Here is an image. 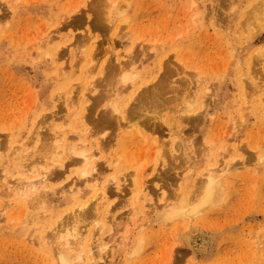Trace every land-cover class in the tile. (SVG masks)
Here are the masks:
<instances>
[{
    "label": "rangeland",
    "instance_id": "rangeland-1",
    "mask_svg": "<svg viewBox=\"0 0 264 264\" xmlns=\"http://www.w3.org/2000/svg\"><path fill=\"white\" fill-rule=\"evenodd\" d=\"M106 1L0 0V264H58L55 238L75 224L88 232L74 264H264V0H108L112 22ZM127 63L136 79L108 123L107 79ZM157 84L152 108L139 98ZM182 94L198 98L185 112ZM228 162L223 200L193 221L220 233L215 252L193 262L162 204Z\"/></svg>",
    "mask_w": 264,
    "mask_h": 264
},
{
    "label": "bare ground",
    "instance_id": "bare-ground-1",
    "mask_svg": "<svg viewBox=\"0 0 264 264\" xmlns=\"http://www.w3.org/2000/svg\"><path fill=\"white\" fill-rule=\"evenodd\" d=\"M97 1V0H96ZM105 8H106V10H105ZM103 10H105V12H102V16L104 17L105 16V19H106V21H108V22H112L113 20H114V18L116 17V16H118L119 15V12H118V9L115 7V4H111L110 3V1H106V3H105V6H104V9ZM253 12V11H252ZM97 17V16H96ZM250 19V18H249ZM259 19V18H258ZM103 20V19H102ZM249 39V38H248ZM51 41H52V39H51ZM148 49L150 50V49H153V48H151V47H148ZM154 50V49H153ZM142 65H144V63L142 62V63H140V65L139 66H142ZM129 66H131L130 68H129V70H127L128 69V67ZM102 69H103V66L101 67ZM106 70H108L109 69V67H108V69L107 68H105ZM119 70H117V73L116 74H114V75H112V77L111 78H109V79H107L108 80V82H109V85L110 86H112V91H111V93H109L107 96H105V97H103L102 98V100L101 101H103L104 102V108H105V113H104V115L106 116V118L108 119H106V121L109 123L110 121H112V119H113V115L114 114H117V113H120L121 112V106H120V99H121V96H122V94L124 93V92H126L125 90L127 89V88H129V83L130 82H132V81H134V79H136V63H130V64H125V65H123V66H121V67H119L118 68ZM113 70V69H112ZM115 70V69H114ZM102 71V70H101ZM100 72V71H99ZM108 72V71H107ZM109 73V72H108ZM100 74V77L102 76L101 75V72L99 73ZM102 74H104V70H103V72H102ZM111 74V73H110ZM109 74V75H110ZM104 75H108L107 73L106 74H104ZM111 76V75H110ZM104 77V76H103ZM107 78V77H106ZM166 82H168V81H166ZM106 83V82H105ZM93 84H94V82H93ZM107 85V84H106ZM165 85H166V83H165ZM103 86H104V83H103ZM108 86V85H107ZM109 86V87H110ZM166 86H168V83H167V85ZM101 87V86H100ZM109 87H105V88H109ZM93 88V87H92ZM105 88L103 87V89H104V91H106L105 90ZM93 89H95V88H93ZM93 89H92V91H93ZM100 89V88H99ZM165 89V86H163V85H161V84H157V85H155V86H153V87H151V88H149V89H147L146 90V92L145 93H143L142 95H141V97L139 98V100L141 101L143 98H145L147 95L148 96H150V97H152V101H151V104H149V105H151V107L152 108H155V106H156V103H157V98L158 97H160L162 94H163V90ZM108 91H110V90H108ZM89 93H91L90 91H89ZM181 92H179V94H180ZM244 93H246V92H244ZM183 95V94H182ZM181 95V96H182ZM246 97H247V99H248V95H245ZM187 98V97H186ZM189 98V97H188ZM245 97H243V99H244ZM87 99V98H86ZM86 99L84 100V101H86ZM136 99V98H135ZM179 100H180V98H178ZM183 99V100H182ZM182 103L180 104V105H183L182 106V109L184 110V112L185 111H187V110H190L192 107L191 106H193L195 103L194 102H196L197 100H198V98L196 97V98H194V99H192V98H189V99H191V100H186L185 98H184V95H183V97H182ZM204 99V98H203ZM242 99V100H243ZM245 100H246V98H245ZM89 101V100H88ZM245 102H247V100L245 101ZM140 103V102H139ZM150 103V102H149ZM204 103H202V102H200V105H203ZM138 106H140V104H138ZM141 107V106H140ZM139 107V108H140ZM205 107H206V105H205ZM107 108V109H106ZM126 108V107H125ZM127 108H129V106L127 107ZM126 108V109H127ZM139 108H137V109H139ZM142 108V107H141ZM129 109H127L126 110V113H128L129 114V116H131L130 114L132 113V112H130V110L128 111ZM144 110V109H143ZM128 111V112H127ZM142 111V110H141ZM123 112H125V111H123ZM130 112V113H129ZM147 112V111H146ZM128 114H127V116H128ZM135 115V112H134V114H133V116ZM138 115H140V114H138ZM135 116L134 118H135V120L136 119H138L137 117H139V119H140V117L141 116ZM144 115V114H143ZM128 116V117H129ZM133 116H131V118L133 117ZM147 116V115H146ZM145 116V117H146ZM120 117V116H119ZM173 116H171L170 118H172ZM131 118H129L130 119V121H131ZM148 118V117H147ZM169 117H168V119H170ZM133 119V118H132ZM167 119V120H168ZM134 120V119H133ZM138 122H139V120H137ZM129 122V121H128ZM126 123V125L124 126L125 127V129L130 125V123ZM172 122H173V120H172ZM156 123V122H155ZM160 123V122H159ZM112 124V123H111ZM142 126H143V124H142ZM145 126V125H144ZM159 126V125H158ZM124 127H122V128H124ZM164 142V141H163ZM178 142V141H177ZM166 143V142H165ZM84 144V143H83ZM102 144V143H101ZM101 144H100V146H101ZM176 145H177V143H176ZM102 146H104V145H102ZM180 146H182V145H180ZM167 147V146H166ZM173 147H177V146H173ZM177 148H179V149H176L177 150V152H178V150H179V152H180V155H182L181 157H179V156H176L177 158H181V159H184L185 158V155L186 154H184V156H183V154H182V152L183 153H185V151H183V150H180V148L181 147H177ZM203 150V149H202ZM182 151V152H181ZM103 152V151H102ZM201 151H199V153H200ZM42 153H43V156H45V157H48L49 158V155L51 154V153H49L48 152V150L47 149H45V150H43L42 151ZM202 153V155H203V151L201 152ZM226 153V152H225ZM73 154H75L74 152H73ZM177 154H179V153H177ZM204 154H205V151H204ZM206 154H208V153H206ZM227 154V153H226ZM208 155H210V154H208ZM253 155H254V153H253ZM252 155V156H253ZM221 156V155H220ZM97 157V156H96ZM187 157V156H186ZM176 158V159H177ZM188 158V157H187ZM187 158L185 159V163L188 161L187 160ZM179 159H178V161H179ZM219 159V158H218ZM91 160L92 159H90V158H88V157H85V156H83V158H82V160H81V163H84V164H86V165H90L91 164ZM187 160V161H186ZM216 160H217V157H216ZM259 160H260V163L264 160V157H260L259 156ZM182 161H184V160H182ZM220 161V160H219ZM181 162V161H180ZM188 162H190V161H188ZM221 162V161H220ZM219 162V164H218V166H221V163ZM95 163V165H96V161L94 162ZM103 163V162H102ZM185 163L183 162V164H184V166H182V167H186L185 166ZM216 163H217V161H216ZM230 165H225V167H223V168H217L218 170H217V172L215 171V170H211V169H213V168H209L211 171H208V172H205V175H203V174H201V175H203V180L201 181V179L199 180V178H198V180H196V182H197V186L196 185H194V186H196V189L194 190V191H192L191 190V192H192V194H183L181 197H180V199L179 200H177L176 202H172L171 204H169L168 202V204H162V207H164L165 205H167L165 208L166 209H168V218L170 219V220H175L177 223H179L178 225L177 224H175V225H177V227H176V230H175V236L173 237V238H175L176 240H177V242H178V247H183L185 250H186V252L189 254H191V259H192V261L193 262H197L198 261V257H201V258H204V257H206V258H209V257H211L212 255H213V253L215 252L214 250H215V244H216V241H217V239H218V236L220 235V233L219 232H217V231H209V230H207L204 226H203V224L201 225V223L198 221V222H193L194 221V218L196 217V216H198L199 214H201L202 212H204L205 210H207V209H209V208H212L214 205H218V203L219 202H221L222 200H223V198H224V196H225V193H224V190H223V188H222V184H221V179H223V177L226 175V174H229L230 172H231V169L233 170V168L231 167V163H233V162H228ZM241 163H244V162H240V164ZM93 164V163H92ZM99 164V163H98ZM181 165H182V163H180ZM186 164H188V163H186ZM227 164V163H226ZM245 164V163H244ZM243 164V165H244ZM246 164H248V163H246ZM245 164V165H246ZM94 166V165H93ZM179 166V165H178ZM240 166H242V164L240 165ZM103 167V166H102ZM216 167H217V164H216ZM215 167V168H216ZM236 167H238L237 165H236ZM234 168V170L236 169L237 170V168ZM177 168V167H176ZM181 168V167H180ZM239 168V167H238ZM242 168V167H241ZM93 169H94V171L96 172V170L95 169H99V170H101V167L100 168H95V167H93ZM97 174V173H96ZM102 174V173H101ZM97 175H99V172H98V174ZM96 175V176H97ZM132 176V175H131ZM91 177V178H90ZM48 178H49V176L47 175V172H45L44 174H43V176H41L40 178H38V179H36V180H33V181H29V182H22L21 181V179H19V180H17V183H16V186L17 187H19V188H17V190L19 191V190H21L22 188H24V189H26L27 190V188H28V186H30V187H33L34 189L35 188H37L38 186H40V185H42V184H44L47 180H48ZM83 178L85 179V181H87V182H89V181H93V182H96L97 180H99L98 179V177H96L97 178V180L95 179V178H92V176H91V174L87 171V170H85V172L83 173ZM100 178V177H99ZM26 181H28V180H26ZM201 181V182H200ZM143 182V181H142ZM194 182V181H193ZM200 182V183H199ZM133 183V184H132ZM131 184L132 185H136L134 182H132ZM141 183V182H140ZM191 183V182H190ZM142 184V183H141ZM140 184V185H141ZM186 184V183H185ZM184 184V185H185ZM193 184V183H192ZM138 185V184H137ZM183 185V184H182ZM188 185V184H187ZM107 186V185H106ZM92 187L94 188V190H95V192L97 193V198H99L100 199V196H102L103 198L106 196V193L105 192H103V193H101L100 191H99V189H97V187H96V185H92ZM103 187H105V186H103ZM135 187V186H134ZM141 189H142V186L140 187ZM146 188V187H145ZM192 188V187H191ZM105 190H103V191H106V187L104 188ZM144 189V188H143ZM193 189V188H192ZM134 190V189H133ZM187 190V189H186ZM226 191V190H225ZM139 192H141L142 193V190L141 191H139ZM138 192V193H139ZM179 193H180V191H179ZM147 194V193H146ZM97 198H95V200L97 199ZM137 198H140V197H137ZM106 199V198H105ZM97 201V200H96ZM99 201V200H98ZM151 202V201H150ZM164 202V201H163ZM157 203V202H156ZM155 203V205L156 206H158L157 204ZM153 204V203H152ZM98 205V204H97ZM138 205V204H137ZM151 205V204H150ZM154 205V204H153ZM148 207H150V209L152 208V205L151 206H147V208ZM159 207V206H158ZM157 207V208H158ZM134 209H135V207H133ZM159 208H161V206L159 207ZM133 209V210H134ZM153 210H155L156 208H152ZM151 209V210H152ZM132 210V209H131ZM150 210V211H151ZM152 210V211H153ZM88 211H89V209H88ZM88 211L86 212V209L85 210H83L82 211V213L86 216L87 214H85V212L86 213H88ZM151 211V212H152ZM110 213H111V211H109ZM109 212H106V214L107 213H109ZM143 212V211H142ZM148 212L149 211H146V212H144L145 214H147L148 215ZM93 213V210L91 209V213L89 212V214H92ZM143 213V214H144ZM108 216H109V214H107ZM95 216V215H94ZM144 216V215H143ZM111 217V216H110ZM92 218H94V217H92ZM106 218V220H107V217H105ZM111 219V218H110ZM113 219V218H112ZM109 220L110 222H113L112 224H114V221L113 220ZM103 220V219H102ZM116 220V219H115ZM123 220V219H122ZM104 222H106L105 220H103ZM108 221V222H109ZM193 222V223H192ZM192 223V224H191ZM92 224H93V226L98 230V231H100L101 232V230L103 229V227H104V224H103V222L102 223H100L97 219H96V217L93 219V221H92ZM91 225V224H90ZM78 224H75L74 226H73V228H72V230H68L67 231V233L65 234V235H63V232H62V234H60L59 235V237H56L55 238V250H56V256H57V263L58 264H74L75 262H80L81 263V261H82V259H83V256L82 255H77V254H74L73 256H71V253H70V251H71V245L72 244H75V243H81L82 244V247H83V245H84V242H86V234H87V232H88V230L86 229V227H84V228H81V229H79L78 230ZM97 230H95L94 229V231L96 232ZM99 232V233H100ZM92 234H94V232H92ZM94 235H96V234H94ZM97 235H98V233H97ZM88 236V235H87ZM99 236V235H98ZM144 236V235H143ZM96 237V236H95ZM94 237H92V235L90 236V239H93ZM99 238H101V237H99ZM175 239H174V241H175ZM103 240V239H102ZM97 241V240H96ZM98 243V242H97ZM96 243V244H97ZM103 243V242H102ZM63 246H64V248L66 249V251H64V248H63ZM78 246V245H77ZM76 246V247H77ZM134 246V245H133ZM173 246H175V245H173ZM173 246H171V248L173 247ZM79 247H81V245H79L78 246V249H79ZM98 249L99 248H103V246L102 245H100V244H97V246H96ZM133 248V247H132ZM174 249V248H173ZM132 250V249H131ZM90 251L91 250H88V252L90 253ZM134 251H136V250H134ZM170 251H171V249H170ZM182 252H183V250H182ZM185 252V251H184ZM183 252V253H184ZM138 253V251L136 252V254ZM171 253V252H170ZM180 253V252H179ZM134 254V253H133ZM131 255H132V252H131ZM174 257V256H173ZM186 257V256H185ZM74 261V262H73Z\"/></svg>",
    "mask_w": 264,
    "mask_h": 264
}]
</instances>
